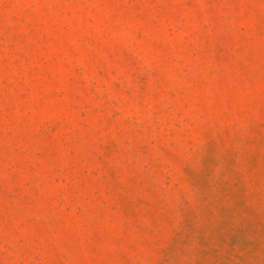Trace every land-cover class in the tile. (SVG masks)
<instances>
[{"label": "rangeland", "instance_id": "1", "mask_svg": "<svg viewBox=\"0 0 264 264\" xmlns=\"http://www.w3.org/2000/svg\"><path fill=\"white\" fill-rule=\"evenodd\" d=\"M0 264H264V0H0Z\"/></svg>", "mask_w": 264, "mask_h": 264}]
</instances>
